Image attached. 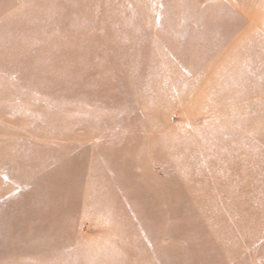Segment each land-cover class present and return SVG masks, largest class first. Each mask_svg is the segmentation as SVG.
Listing matches in <instances>:
<instances>
[{"label":"rangeland","instance_id":"rangeland-1","mask_svg":"<svg viewBox=\"0 0 264 264\" xmlns=\"http://www.w3.org/2000/svg\"><path fill=\"white\" fill-rule=\"evenodd\" d=\"M0 264H264V0H0Z\"/></svg>","mask_w":264,"mask_h":264},{"label":"bare ground","instance_id":"bare-ground-1","mask_svg":"<svg viewBox=\"0 0 264 264\" xmlns=\"http://www.w3.org/2000/svg\"><path fill=\"white\" fill-rule=\"evenodd\" d=\"M214 260V259H213ZM213 262V261H212Z\"/></svg>","mask_w":264,"mask_h":264}]
</instances>
